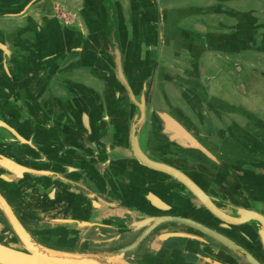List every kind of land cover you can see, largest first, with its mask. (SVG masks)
<instances>
[{
	"label": "flooded vegetation",
	"instance_id": "af4514ba",
	"mask_svg": "<svg viewBox=\"0 0 264 264\" xmlns=\"http://www.w3.org/2000/svg\"><path fill=\"white\" fill-rule=\"evenodd\" d=\"M117 1L89 36L84 0H0V246L30 264H264V0H155L135 87L119 17L150 12Z\"/></svg>",
	"mask_w": 264,
	"mask_h": 264
},
{
	"label": "water",
	"instance_id": "95a60500",
	"mask_svg": "<svg viewBox=\"0 0 264 264\" xmlns=\"http://www.w3.org/2000/svg\"><path fill=\"white\" fill-rule=\"evenodd\" d=\"M85 9L83 14H89L86 17V25L88 26L89 36L94 35L97 31H107V25L101 24L97 26L93 15V8L100 5L102 8H120L117 0H84ZM146 8L150 12V16L146 19L136 15L131 16L128 20L122 16L119 17L121 26L120 37L125 40L129 49V54L124 62L121 61L120 55L116 57V68L124 69V72L130 78L132 87L145 85L153 72L156 53V21L155 15L157 12L155 0H146ZM133 8H137L133 7ZM85 16V15H84ZM95 19V20H94ZM120 53V52H119ZM134 100L135 98L132 97ZM142 107H140L141 110ZM75 260V257H71ZM78 261H73L72 264H101L96 259L91 257H77ZM0 264H30L28 257L17 255L10 250L0 246ZM69 264V263H68Z\"/></svg>",
	"mask_w": 264,
	"mask_h": 264
}]
</instances>
